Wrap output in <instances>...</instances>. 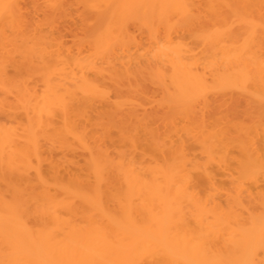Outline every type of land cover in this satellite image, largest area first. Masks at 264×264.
Wrapping results in <instances>:
<instances>
[{
    "label": "bare ground",
    "instance_id": "6f19581e",
    "mask_svg": "<svg viewBox=\"0 0 264 264\" xmlns=\"http://www.w3.org/2000/svg\"><path fill=\"white\" fill-rule=\"evenodd\" d=\"M0 264H264V0H0Z\"/></svg>",
    "mask_w": 264,
    "mask_h": 264
},
{
    "label": "rangeland",
    "instance_id": "374dc122",
    "mask_svg": "<svg viewBox=\"0 0 264 264\" xmlns=\"http://www.w3.org/2000/svg\"><path fill=\"white\" fill-rule=\"evenodd\" d=\"M70 1H71V0H70ZM72 2H73V1H72ZM73 5H74V4H73ZM73 5H72V7H73ZM28 6H29V5H28ZM28 6L26 7V9H28L29 7L32 9V5H30L29 7H28ZM73 8H76V7L74 6ZM29 10H30V9H29ZM66 31H67V30H66ZM63 32H64V31H63ZM65 33L67 34L68 31L65 32ZM69 37H70V36H67L66 39H70Z\"/></svg>",
    "mask_w": 264,
    "mask_h": 264
}]
</instances>
